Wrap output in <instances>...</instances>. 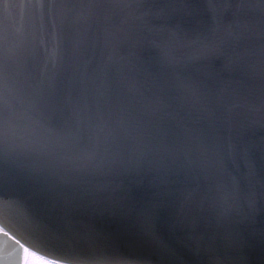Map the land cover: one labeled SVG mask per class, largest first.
I'll return each mask as SVG.
<instances>
[{
    "label": "water",
    "instance_id": "95a60500",
    "mask_svg": "<svg viewBox=\"0 0 264 264\" xmlns=\"http://www.w3.org/2000/svg\"><path fill=\"white\" fill-rule=\"evenodd\" d=\"M189 3L183 12L182 0H46L43 9L33 0L25 13L22 0H0L6 45L16 52L3 89L14 131L0 145V193L23 197L34 215L80 246L88 244L89 228L95 226L143 264H211L212 250L235 260L238 253L223 246L229 230L248 240L247 264H264V123L233 119L241 109L232 95L237 89L254 93L264 81L226 67L236 52H247V63L264 65V39L243 33L246 24L264 19V0H231V6L215 0L218 20L206 0ZM145 12L142 43L122 39L113 55L109 30L127 33ZM125 17L128 26L122 23ZM54 22L60 32L56 67L50 63ZM213 23L221 38L228 27L243 33L242 41L229 42L223 55L180 71L223 93L214 117L199 112L172 87L164 90L166 112H153L124 91L121 81L127 75L142 81L147 72L161 75L150 41L166 39L165 28L177 24L195 35ZM45 119L58 135L38 127ZM84 150L94 153V163L86 174H74L63 161ZM33 171L38 175L29 178ZM221 194L238 196L235 206ZM132 197L159 200L155 242L144 239L118 208L115 215H99V209L111 213L113 202ZM5 211L23 223L17 209ZM0 222L30 250L53 258L18 222ZM22 256L19 245L0 234V264H22Z\"/></svg>",
    "mask_w": 264,
    "mask_h": 264
},
{
    "label": "snow or ice",
    "instance_id": "6c2138e0",
    "mask_svg": "<svg viewBox=\"0 0 264 264\" xmlns=\"http://www.w3.org/2000/svg\"><path fill=\"white\" fill-rule=\"evenodd\" d=\"M141 2L146 3L147 0H141ZM32 3L33 0H22V11L26 13ZM38 3L41 9L46 6V0H38ZM182 3L184 12L191 4L189 0H182ZM205 6L210 15L218 20L219 12L216 10L215 0H206ZM228 6H231V0H228ZM237 6L243 7L244 5L238 3ZM161 14H166V12H161ZM148 15V12L143 13L138 18V23L128 27L127 33L123 31V28L109 30L107 38L113 55L116 54L122 39L126 38L137 46L142 43L140 33L147 27L145 21ZM122 23L128 26V18L125 17ZM14 30L17 34L19 33L15 27ZM164 31L167 33L166 39L150 41L151 47L157 52L156 62L162 70L161 75L153 76L151 72H147L143 81L134 75H127L121 81L122 88L129 96L141 100L145 108L153 112H166L169 104L164 90L172 87L184 99H190L193 107L199 112L214 117L215 106L223 104V93H213L202 87L186 71H180V69H187L213 57L223 55L225 45L229 42L239 44L243 39V33L264 39V19L246 24L243 33L239 35L225 27V38L219 36V29L215 23L202 27L195 35L186 32L182 26L177 24L165 28ZM6 33V20L0 16V145L14 131L10 119L6 115L7 99L3 89L7 79L8 63L16 58V52L15 49L7 47ZM53 39L55 47L50 63L56 67L60 63L61 56L60 32L55 22L53 23ZM182 49L188 50L187 54L177 56L176 53ZM247 54V52L234 53L229 58L226 67L229 70L237 67L242 68L248 80L264 81V65L247 63ZM147 88L152 90L151 95L147 94ZM232 95L233 102L241 109L233 116V119L243 120L249 125L257 122L264 123V83H260L254 93L243 94L237 89ZM122 111H124L123 108ZM38 127L50 136H56L59 133V130L47 119L41 120ZM30 148V145H25L26 150ZM63 162L70 167L74 174H86L94 163V153L84 150L73 157L66 158ZM35 175H38V172L33 171L29 174V178ZM221 199L225 202L232 200L234 207L238 196L221 194ZM250 201L254 207L255 198L250 197ZM9 208H15L21 213L23 223H19L5 211ZM111 208V213L108 208L99 209V215H115V210L118 208L122 218L134 221L144 239L149 242L157 240L156 216L160 210L158 199L137 200L132 197L129 200L113 202ZM0 221L18 222L24 230L37 238L53 254V258L50 259L39 257L36 252L30 251L21 242V239H17L15 235L5 230L4 224L0 222V234L14 241L23 250L22 264H34V261L29 257L36 258L39 264H143L141 258L124 253L112 242L110 235L99 231L95 226L89 228L86 246H80L74 241L67 240L53 224L34 215L28 201L15 192L0 193ZM247 243L248 240L240 232L229 230L224 235L223 246L229 252L235 250L238 253L237 257L232 260L230 257L219 255L215 250H212L211 264H247V259L243 254Z\"/></svg>",
    "mask_w": 264,
    "mask_h": 264
},
{
    "label": "rangeland",
    "instance_id": "374dc122",
    "mask_svg": "<svg viewBox=\"0 0 264 264\" xmlns=\"http://www.w3.org/2000/svg\"><path fill=\"white\" fill-rule=\"evenodd\" d=\"M40 257V256H39ZM30 260H33L34 261V264H39V261L36 260V258L34 257H29Z\"/></svg>",
    "mask_w": 264,
    "mask_h": 264
}]
</instances>
